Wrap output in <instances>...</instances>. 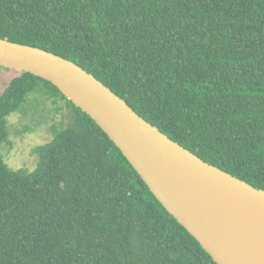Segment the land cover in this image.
<instances>
[{
  "label": "trees",
  "instance_id": "1",
  "mask_svg": "<svg viewBox=\"0 0 264 264\" xmlns=\"http://www.w3.org/2000/svg\"><path fill=\"white\" fill-rule=\"evenodd\" d=\"M0 38L73 61L169 138L264 189V0H0ZM39 88L74 117L35 149L34 171L13 170L1 156L8 117ZM0 264L217 263L89 115L20 72L0 96Z\"/></svg>",
  "mask_w": 264,
  "mask_h": 264
},
{
  "label": "water",
  "instance_id": "2",
  "mask_svg": "<svg viewBox=\"0 0 264 264\" xmlns=\"http://www.w3.org/2000/svg\"><path fill=\"white\" fill-rule=\"evenodd\" d=\"M0 67L49 81L89 115L215 263L264 264V189L169 138L73 61L0 38Z\"/></svg>",
  "mask_w": 264,
  "mask_h": 264
},
{
  "label": "rangeland",
  "instance_id": "3",
  "mask_svg": "<svg viewBox=\"0 0 264 264\" xmlns=\"http://www.w3.org/2000/svg\"><path fill=\"white\" fill-rule=\"evenodd\" d=\"M19 74L0 67V96ZM39 89L28 96L22 111L8 117L9 143L3 145L1 156L13 170L34 171L39 161L35 149L51 142L55 129H64L74 117L66 99L43 95L46 90Z\"/></svg>",
  "mask_w": 264,
  "mask_h": 264
}]
</instances>
